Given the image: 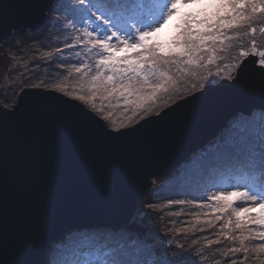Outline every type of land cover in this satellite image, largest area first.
I'll list each match as a JSON object with an SVG mask.
<instances>
[{
	"label": "water",
	"instance_id": "water-1",
	"mask_svg": "<svg viewBox=\"0 0 264 264\" xmlns=\"http://www.w3.org/2000/svg\"><path fill=\"white\" fill-rule=\"evenodd\" d=\"M9 2L0 0V6ZM14 4L5 10L0 48L15 35L39 33L54 7L52 0ZM257 60L249 54L241 66L258 85ZM230 83L225 78L209 85L120 132L61 93L23 88L11 109L0 106V246L34 227L42 213L48 243L43 259L68 233L91 228L124 227L176 248V235L138 226L134 219L144 217L139 201L154 180L170 177L236 115L264 111L258 86L241 91ZM38 106L76 117L89 138L71 155L56 154L50 117L26 113ZM101 126L108 136L100 134Z\"/></svg>",
	"mask_w": 264,
	"mask_h": 264
},
{
	"label": "snow or ice",
	"instance_id": "snow-or-ice-1",
	"mask_svg": "<svg viewBox=\"0 0 264 264\" xmlns=\"http://www.w3.org/2000/svg\"><path fill=\"white\" fill-rule=\"evenodd\" d=\"M49 11H55L57 19L65 16L75 26V16L83 14L81 19L91 21L95 27L89 29L81 25L83 39L76 36V44L85 55L95 56L97 71L89 77L90 66L84 63L75 71L82 74L80 87H87V94L68 93L64 87L56 90L65 93L70 99L78 100L95 112L101 119L108 121L109 131L120 132L128 127L125 123L115 124L111 111L104 115L106 106L119 107L123 98L125 105L133 106V115L150 113L162 94H170L179 81L170 74V66L177 65L178 71L187 74L192 67L213 64L216 60V46L224 51L226 42L233 41L231 33L239 31L253 37L251 54L259 64L258 85L247 79L246 65L238 61L231 68L227 64L226 79L232 83L226 85L246 91L259 87L264 95V51L259 50L256 39L257 26L264 34V0H62ZM14 0L0 6V30L5 23L6 8L14 7ZM71 14V15H70ZM67 47H74L72 42ZM228 47H231L229 44ZM209 55L205 56L204 54ZM248 52L241 50L239 56L246 58ZM80 56L81 52L76 51ZM206 60V64L202 63ZM89 71H84V69ZM219 75V72L217 73ZM195 87V85H193ZM97 99L101 107L97 108ZM116 104L113 105L112 101ZM33 115H48L54 133V152L59 155H71L89 138V132L79 120L68 114L56 112L44 107L26 111ZM13 113L11 116H16ZM133 117H128L129 123ZM115 125V126H113ZM100 134L108 132L100 128ZM224 151L236 159L243 160L241 183L225 189H217L206 199L219 203L214 212H227L231 209L235 215V229L240 230L241 248H231V252L245 253V240L264 241V127L258 142L241 139L235 146L225 147ZM113 164L115 161H111ZM184 200L176 203L183 204ZM212 207L211 205H209ZM255 213V215H251ZM221 216L217 215L216 220ZM233 222L228 220L224 227ZM250 224L259 230L252 232ZM247 233V234H245ZM48 243L42 223V213L36 218L34 227L20 234L11 244L0 246L2 264H53L43 259ZM103 247V246H101ZM252 251L264 253V243L256 245ZM259 259V256L256 257ZM180 257L161 258L157 264H179ZM244 259H248L246 255ZM84 264H142L131 259L123 249L109 252L97 250L95 260H86Z\"/></svg>",
	"mask_w": 264,
	"mask_h": 264
},
{
	"label": "rangeland",
	"instance_id": "rangeland-1",
	"mask_svg": "<svg viewBox=\"0 0 264 264\" xmlns=\"http://www.w3.org/2000/svg\"><path fill=\"white\" fill-rule=\"evenodd\" d=\"M69 1L72 2L73 0ZM61 2L62 0H57L56 4ZM82 24L89 29L95 27L93 22L83 20L81 17L78 19V22H75V26H73L71 20L67 22L65 21L64 15H60L57 19V14L54 11L53 17L50 21V30H47L45 35L33 38L32 40L29 39V37L25 40L22 38L29 36L30 34L21 37L15 35L3 47H1L0 100L3 101L5 97L9 95H12V99H16L19 92L25 87L52 90L61 93L68 98H70L68 95L57 91L56 89L64 87L68 93L76 95L87 94V87L85 86L83 90L80 87L82 74L77 73L75 68L81 67L84 63H87L90 66V71L87 68L84 69V71H89V77L83 78L85 81L89 79L97 69L95 67V59H92L93 55L86 56L84 50L81 49L80 46H76V36H82L81 39H83ZM256 26L258 30L254 38L256 39L258 49L263 50L264 34L259 32L260 25ZM68 27L69 32H67ZM72 29L76 30L75 34H73L74 30ZM231 34L235 36V39L225 43L224 51L219 50L221 46L217 43L215 53L216 60L213 64L198 68L192 67L187 74L180 73L178 71L179 66L177 65L170 66V74L173 75L179 83L176 89L172 90L170 94H162L158 105L154 107L150 113H141L140 116H134L132 110L133 106L125 105L122 98L120 99L119 107L111 108V106H106L104 109V115H107L108 112L111 111L112 119L115 121V124L125 123L130 127L148 116L157 115L163 109L174 104L178 100L189 96L191 93H195L197 90H202L209 85H215L216 81L224 78L226 75L227 70L224 68L225 64L231 68L233 64H236L238 61L241 63L244 59L239 56L241 50L251 54V40L253 39L251 34L243 35L239 31H234ZM71 35L74 39H70ZM68 42H72L74 47H67ZM64 44L66 45L64 47L65 49H63ZM229 44L231 47H228ZM66 50L67 52H65ZM75 50L80 51L81 55L75 56L76 52L72 53ZM209 54L210 53L204 55L207 56ZM67 55H69L70 58H68ZM202 63L206 64V60ZM218 72L219 75L217 74ZM62 75L70 76L69 80L72 82L69 80L66 81L65 79L67 78L63 79ZM193 85H195V87H193ZM80 103L101 118L100 113L90 109L84 103ZM96 106L97 108L101 107L99 99H97ZM11 108L12 107H7L6 109ZM259 112L260 113L256 115V121L250 119L252 118L253 113L250 116L240 115L243 117L242 119H244L245 123L240 124L242 131L241 134L237 135L238 138L232 143L228 142L224 144H221V140H219L218 137L211 140L206 146L187 159L191 160V163L181 171V175L177 178V181L171 180L170 182H166L162 185L163 187L161 186V188L156 190V192L158 191V194L155 195L154 199L158 200V204L153 208L163 214V219L166 220L170 230H172L170 231V234L177 236L176 248H171L166 243L158 240H153L154 243L150 245V239H146L143 236L137 238L132 234L128 235L125 231H133L124 227L91 228L73 231L67 235L75 234V237L78 240L83 239V237L86 236H88V238L92 237L94 238L96 245L90 247L75 246L73 249L74 256L71 259H66L64 255L61 257L64 248L60 249L58 243H56L52 246L47 259L50 258L53 261V264H84L86 260L96 259L98 249L105 252H109L112 249H123L129 253L131 259H138L142 261V264H157V262L165 256L169 259L179 256L181 258L179 264H264V253H256L252 251L256 245L264 243V241L252 239L245 240L244 246L249 249L248 253H245L243 249L239 252L229 251L231 248H241L240 239H237V237L241 235V232L240 230L235 229L236 218L231 209L227 212L213 211L215 207L219 206V203L216 201H209L206 197L209 194L214 193L216 190L210 191L201 187L204 189L203 193L197 194L199 192L198 190L193 191L192 188L188 187L190 183H193L192 181L195 176V172L193 173V171L194 169L198 170V167H202V169L214 167L213 170L215 171L213 172L220 175V181L226 183L225 187L222 189L241 183L240 177L243 167L239 169V166L243 165V160L242 158L236 159L232 157L229 153H226L224 149L225 147L231 148L235 146L241 141V139L252 142L259 141V138L262 135V127H264V111ZM128 117H133L131 123H129ZM102 120L105 122L107 128H109L108 121L104 119ZM211 143L212 145H210ZM233 160H235L236 163ZM209 161L212 164L207 166ZM233 162L235 163L234 166L232 165ZM206 173L207 172H204V174ZM195 194H197V198H194ZM188 196L192 198H188ZM177 200H184L185 202L179 204L176 203ZM217 215L221 216L220 220H216ZM251 215H255V213H252ZM228 220H231L233 223L229 227H224ZM114 229L119 230V232L112 233L111 231ZM249 229H251L253 233L259 230L258 226L255 224H250ZM105 232L106 236L101 235V233ZM63 247L69 249L66 245ZM71 247L72 246L70 245V248ZM160 247L162 249L168 247L172 250L163 253L160 251ZM90 251L92 252L89 254L88 258H82L81 255H83L84 252L86 253ZM212 251L218 256L216 257L211 253ZM246 255L248 256V259L245 260L244 257ZM257 256H259V259L256 258Z\"/></svg>",
	"mask_w": 264,
	"mask_h": 264
},
{
	"label": "trees",
	"instance_id": "trees-1",
	"mask_svg": "<svg viewBox=\"0 0 264 264\" xmlns=\"http://www.w3.org/2000/svg\"><path fill=\"white\" fill-rule=\"evenodd\" d=\"M69 2H71V1H69ZM53 13H54V11H52L51 14L49 15V19H48L47 25L44 28H42V30L39 33H37V34H30L29 36H25V37H22V38H24V40H25L26 38L29 37V39L32 40L33 38H38V37H41V36L45 35L46 31L47 30H50V21H51V19L53 17ZM80 15L82 16L83 14H80ZM80 15L75 16V22H78V19L81 17ZM72 30H74V29H72ZM67 32H69V27L67 28ZM75 32H76V30H74V33L73 34H75ZM76 35H74V36H76ZM70 39H74L72 35H71V38ZM65 46L66 45L64 44L63 49H65L64 48ZM76 46H79V45L76 44ZM262 51H264V49ZM65 52H67V50ZM75 52H76V50L73 51L72 53H75ZM75 56H76V53H75ZM67 57L70 58L69 55H67ZM76 58H78V57H76ZM92 59L93 60L95 59V56L94 55H93ZM69 77L68 76H63V79L64 78H67L65 80L68 81L69 80ZM225 77H226V75L224 76V78ZM224 78L219 79L218 81H216L215 84L219 83ZM69 81H71V80H69ZM197 91H195V92H197ZM193 93H191V94H193ZM15 101H16V99H12V95H9V96H6L3 101L0 100V106L3 107V108L13 107L14 104H15ZM112 104L115 105L116 104V101L113 100L112 101ZM111 108H112V106H111ZM259 113H260L259 111H254L253 112V115H252V118H250V119L252 121H254L255 118H256V115L259 114ZM240 115L241 114H238V116H236L235 118H233L229 122L228 126L219 133L218 139L221 140V144L228 143V142L232 143L236 138H238L237 135L238 134H241L242 128L240 127V124L241 123L242 124L245 123V121H244V119H242L243 117L240 116ZM254 124H255V122H254ZM210 145H212V143ZM233 161L236 163L235 160H233ZM234 162L232 163L233 166L235 164ZM190 163H191V160H186L179 168H177L173 172V174L168 179H165V180H154L153 187L150 190V192L143 199H141L139 201V209L144 212V217L141 220L134 219L136 221V223L138 224L139 227H145V228H147L148 230H150L152 232L168 233V234L171 233L170 231H172V230H170V227L168 226L166 220L163 219V214L159 213V211L157 209H154L153 208V207H156V204H158V200L157 199H154L155 198V195L158 194L157 193L158 191L156 192V190H158L159 188H161V186L164 185L166 182H170L171 180L172 181H174V180L177 181V178H179L180 175H181V171L184 170L185 167L189 166ZM210 164H212V163L209 161L207 163V166H209ZM241 167H243V165H240L239 166V169H241ZM198 168H199L198 170H195L194 169V171H193V173L195 172L194 173L195 176H194L193 181H192L193 183H190L188 185V187L189 188H192L193 191L198 190L199 192L197 194L203 193L204 189L213 191V190L222 189V188L225 187L226 183L224 181H220L221 180L220 175H218L217 173L213 172V171H215V170H213L214 167H212V168L211 167H207V168H204V169H202V167H198ZM219 169H221V168H219ZM204 172H207V173L204 174ZM171 183H174V182H171ZM201 187H204V189H202ZM197 194L194 195V198H197L198 197ZM183 197H185V196H183ZM188 198H192V197H189L188 196ZM86 232H88V231H86ZM111 232L112 233H117V232H119V230L114 229ZM125 233L128 234V235H131L132 234L134 237H137V238L143 236V235H141L138 232H135L134 233V231L133 232H127V231H125ZM101 235L106 236V232L105 233H101ZM98 237H96V238H98ZM63 239L58 242V245H59L60 249L61 248H64V251L62 252L61 257L64 255L66 259H71L74 256V250L73 249L75 248V246L76 247H78V246L90 247L92 245L93 246L96 245V242H95L94 238H92V237L88 238V236L83 237V239H79L78 240L75 237V234H69L66 237H64ZM150 240L151 241H149V243H150V245H152L154 243L153 242L154 239H150ZM64 242H66V243H64ZM65 245L69 249H66L65 247H63ZM70 245L72 246L71 248H70ZM171 250L172 249H169L168 247L163 248V249L162 248L160 249V251H162L163 253H165V251L168 252V251H171ZM91 252L92 251L86 252V253L84 252V254L81 255L82 258L83 257L88 258L89 257V254H91ZM211 253H213L216 257L218 256L213 251ZM86 254H88V255H86Z\"/></svg>",
	"mask_w": 264,
	"mask_h": 264
}]
</instances>
